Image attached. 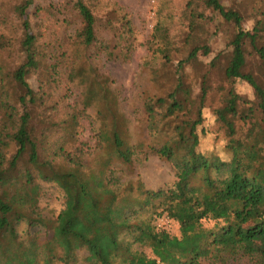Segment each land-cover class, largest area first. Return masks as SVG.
<instances>
[{
  "label": "trees",
  "instance_id": "16d2710c",
  "mask_svg": "<svg viewBox=\"0 0 264 264\" xmlns=\"http://www.w3.org/2000/svg\"><path fill=\"white\" fill-rule=\"evenodd\" d=\"M204 2L223 24L235 26L209 62L225 60L229 84L215 112L225 127L224 159L199 149L207 75L195 98L186 73L212 53L209 45L185 37L190 48L173 64L157 22L153 38L162 45L157 51L164 67L174 68V81L167 94L144 97L149 141L135 144L107 77L94 66L102 54L120 58L115 46L131 51L136 38L129 20L104 22L88 0H71L68 11L78 27L51 46L33 24L54 11L51 5L20 0L14 23L0 16V264H77L80 253L86 264H228L236 256L264 264V14L245 31L236 11L220 0ZM99 26L113 44L99 40ZM62 72L83 94L82 109L70 105L69 115L58 94ZM239 82L250 96L236 91ZM87 109L97 122L94 149L80 138ZM235 121L245 129L241 136ZM151 155L173 174L161 188L116 176V168L130 169ZM47 187L56 189L61 204L53 219L41 207ZM163 216L176 232L157 227ZM254 241L260 245L249 247Z\"/></svg>",
  "mask_w": 264,
  "mask_h": 264
},
{
  "label": "rangeland",
  "instance_id": "374dc122",
  "mask_svg": "<svg viewBox=\"0 0 264 264\" xmlns=\"http://www.w3.org/2000/svg\"><path fill=\"white\" fill-rule=\"evenodd\" d=\"M20 0H0V16L9 23H14L13 9ZM71 0H35V4L54 7V11L43 13L33 20L36 31L44 32L45 39L51 46L57 45L59 39L71 34L78 22L68 11ZM205 0H88L98 19L117 25L119 19L129 20L135 34L136 41L131 51L115 46V52L120 58H110L104 54L97 58L94 66L102 77H107L114 94L117 97L119 112L124 116L131 142L146 145L149 138L146 134L143 114V99L147 95L163 96L173 86L174 68L164 67L157 49H163L161 43L153 38L155 25L158 21L163 27L162 33L167 34L168 47L172 51L171 63L186 55L190 45L185 43V37L191 36L193 42L211 47L212 53L206 58H200V66L196 70H186L187 79L191 83L193 97H198L201 88V77L207 75L206 85L208 94L204 103L202 115L204 118L200 135L199 149L203 153H216L221 158H227L225 151V127L216 117V110L223 107L228 95L227 83L223 68L225 60L221 59L214 66L209 62L219 51L223 50L226 40L234 34L233 23L223 24L219 15L205 5ZM226 9L236 11L242 21L241 28L250 31L254 22L261 19L264 14V0H220ZM57 9V10H56ZM42 23V25H41ZM99 40L103 43L113 44L112 34L103 30L101 26L96 30ZM61 41V40H60ZM86 69L88 66L85 67ZM153 71L158 77L153 80ZM58 94L64 98L61 101V111L69 115L70 105L76 109L81 108V87L76 84L68 85L66 74L58 77ZM36 87L34 77L30 80ZM237 92L250 96L251 92L244 83L235 85ZM89 119L84 123L80 138L87 140L94 149L93 128L97 127L95 112L87 109ZM237 133L241 136L245 129L239 121H235ZM203 133V134H202ZM116 176L122 181L140 180L146 189L156 190L173 179L170 166L163 160L148 156L146 159L136 161L130 168L118 167ZM47 193L41 201L43 215L46 219H53L60 208L59 195L54 187H47ZM46 188V189H47ZM208 229L213 222L206 224ZM176 232L175 226L172 227ZM249 247L260 245L259 241L249 243ZM147 255L150 251L144 249ZM84 253H80L77 264L84 262ZM203 264H209L205 261ZM228 264H255L248 257L236 256Z\"/></svg>",
  "mask_w": 264,
  "mask_h": 264
},
{
  "label": "built area",
  "instance_id": "2783aa9c",
  "mask_svg": "<svg viewBox=\"0 0 264 264\" xmlns=\"http://www.w3.org/2000/svg\"><path fill=\"white\" fill-rule=\"evenodd\" d=\"M156 223H157L156 225L159 229L174 232V230L172 228L174 225L172 224V222L168 216H163V217L157 219Z\"/></svg>",
  "mask_w": 264,
  "mask_h": 264
}]
</instances>
